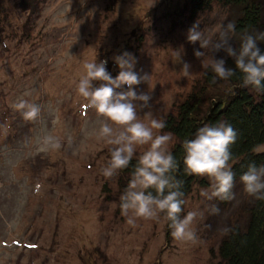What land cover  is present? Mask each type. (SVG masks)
<instances>
[{
    "label": "rangeland",
    "instance_id": "1",
    "mask_svg": "<svg viewBox=\"0 0 264 264\" xmlns=\"http://www.w3.org/2000/svg\"><path fill=\"white\" fill-rule=\"evenodd\" d=\"M22 2L2 0L5 9H0V264L217 262L226 236L221 230L244 226L255 199L236 181L232 200L209 201L200 195L209 181L199 177L183 212L203 213L194 224L198 243L174 240L163 215L130 226L119 209L130 175L122 170L106 180L100 173L109 158L108 146L95 134L102 118L77 94L76 84L85 61L106 60L115 78L120 69L114 57L127 51L135 57L133 70L150 75L149 83L135 86L151 96L148 107L137 102L138 117L163 121L202 77L203 64L213 55L226 64L231 59L211 47L196 58L199 43L187 41L188 29L198 21L201 32L215 41L217 28L235 24L239 9L215 4L191 17L190 0ZM239 38L235 31L237 48ZM184 62L190 64L187 77L181 72ZM25 92L41 109L35 122L24 121L10 106ZM45 132L62 139L59 150L36 151ZM177 141L173 135L170 150ZM213 205L218 213L211 212Z\"/></svg>",
    "mask_w": 264,
    "mask_h": 264
},
{
    "label": "clouds",
    "instance_id": "2",
    "mask_svg": "<svg viewBox=\"0 0 264 264\" xmlns=\"http://www.w3.org/2000/svg\"><path fill=\"white\" fill-rule=\"evenodd\" d=\"M199 25L198 21L193 23L186 37L191 44L199 43V49H194V56L202 58L203 49L211 47L212 53L222 51L235 64V68L228 67L224 57L216 58L213 55L212 59L202 65L210 68L214 74L212 83H216L217 79L228 80L238 70L242 87L264 91V51L258 44V41H264V32L245 30L240 35L237 48L232 42L236 31L234 23L219 26L215 41L202 33ZM114 61L120 69L115 78L107 71L106 60L99 63L96 60L85 61L76 84L77 94L87 102L88 108L94 109L96 115L102 118L95 134L97 139L103 140L108 146L109 158L100 173L106 180L111 179L127 169L136 157L130 179L119 197L121 215L130 226H135L137 220L159 221L163 215L174 240L196 244L199 238L194 224L203 213L188 211L186 215H181L186 201L181 191L183 181L176 176L179 162L169 149L173 134L160 133L166 126L163 121L150 119L145 123L137 114V102L141 108L148 107L151 96L149 93H138L135 86L142 82L149 83L150 75H140L133 70L135 57L127 51L116 55ZM181 72L187 77L191 73L190 64L184 62ZM93 82H99L98 86H94ZM123 86H127L126 90H123ZM30 95V92L23 93L10 106L24 121L35 122L41 109L39 105L25 99ZM236 139L237 131L233 126L220 121L204 124L195 131L192 138L182 141L183 172L188 176L208 179L209 187L201 189L200 195L209 201H230L234 198L235 173L230 163V149ZM67 143L69 147L73 143L70 134ZM36 145L37 152L59 150L62 139L45 132L37 138ZM138 148L142 151L137 156ZM256 151L259 153L260 150ZM239 179L248 196L264 201V165L250 163ZM211 212L218 213L219 209L213 205ZM221 231L227 235L233 229L225 227Z\"/></svg>",
    "mask_w": 264,
    "mask_h": 264
},
{
    "label": "trees",
    "instance_id": "3",
    "mask_svg": "<svg viewBox=\"0 0 264 264\" xmlns=\"http://www.w3.org/2000/svg\"><path fill=\"white\" fill-rule=\"evenodd\" d=\"M22 1L29 6L35 5V0ZM1 4L2 0L0 9L3 11L5 6ZM215 4L239 9L240 15L235 22L236 33L239 35L245 30L264 32V0H190V15L195 17ZM258 44L264 51V41H258ZM226 65L235 68L232 59ZM213 75L211 69L206 68L186 99L178 105L177 111L169 113L163 120L166 126L162 130L171 132L178 140L170 151L179 162L176 176L183 181L181 191L184 199L200 178L183 172L182 141L192 138L195 131L204 124L225 121L237 131L236 142L230 149L235 182L240 181V175L250 163L264 165V151H256L264 144V91L242 87L238 70L230 79H217L216 83H212ZM135 164L136 159L133 158L124 171L130 175ZM249 206L247 223L231 227L233 231L221 241L219 260L213 264H264V201L254 200Z\"/></svg>",
    "mask_w": 264,
    "mask_h": 264
}]
</instances>
